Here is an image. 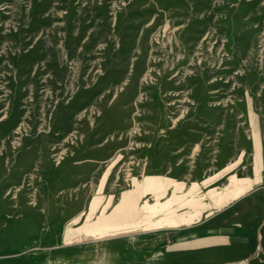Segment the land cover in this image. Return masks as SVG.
I'll list each match as a JSON object with an SVG mask.
<instances>
[{
	"label": "rangeland",
	"instance_id": "1",
	"mask_svg": "<svg viewBox=\"0 0 264 264\" xmlns=\"http://www.w3.org/2000/svg\"><path fill=\"white\" fill-rule=\"evenodd\" d=\"M263 209L264 0H0L13 259L170 264Z\"/></svg>",
	"mask_w": 264,
	"mask_h": 264
},
{
	"label": "crops",
	"instance_id": "2",
	"mask_svg": "<svg viewBox=\"0 0 264 264\" xmlns=\"http://www.w3.org/2000/svg\"><path fill=\"white\" fill-rule=\"evenodd\" d=\"M260 214V220L247 233L215 231L183 243L182 248L194 253L170 264H243L252 252L261 250L264 253V209ZM37 233V222L29 216L4 221L0 226V264H13V261L27 264L22 263L23 257H12L21 254L24 244Z\"/></svg>",
	"mask_w": 264,
	"mask_h": 264
}]
</instances>
